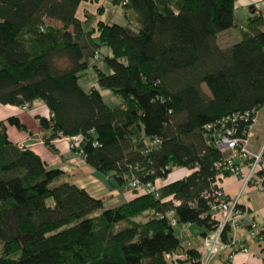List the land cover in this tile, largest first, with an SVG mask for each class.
<instances>
[{"label": "trees", "instance_id": "trees-1", "mask_svg": "<svg viewBox=\"0 0 264 264\" xmlns=\"http://www.w3.org/2000/svg\"><path fill=\"white\" fill-rule=\"evenodd\" d=\"M97 1L0 0V105L41 102L44 143L80 136L83 163L119 186L191 173L157 198L103 209L62 182V170L8 141L6 124L26 130L16 117L0 121V264H199V250L182 248L174 230H212L203 194L231 175L215 168L227 158L214 143L217 123L226 119L239 135L244 114L264 109V24L252 15L222 49L217 36L234 27L235 0H110L127 25L98 21L84 31L78 6ZM97 57L107 72L93 65L96 83L119 99L113 108L98 88L78 84Z\"/></svg>", "mask_w": 264, "mask_h": 264}, {"label": "crops", "instance_id": "crops-1", "mask_svg": "<svg viewBox=\"0 0 264 264\" xmlns=\"http://www.w3.org/2000/svg\"><path fill=\"white\" fill-rule=\"evenodd\" d=\"M106 4H111L110 0L83 2L78 6L75 16L82 22L84 31L95 28L98 21L111 22L110 18L104 16ZM252 15L261 17L264 24V0H235L234 27L217 36L218 46L224 49L238 42L241 39L240 30L245 29V24ZM9 117H16L25 126L26 130L19 131L13 126L6 124L8 141L16 144L19 148L22 147L32 151L41 159L46 167L62 170L64 172V176L61 179L62 182L73 184L85 190L91 197L101 200L103 209L114 208L133 200L138 195L135 191L128 190L127 185H117L113 174L107 176L102 175L90 166L84 164L81 159L68 149V144L64 139L50 141L51 147L46 145L43 140V132L38 126L37 118H48L49 112L41 102H34L30 107L25 108L0 105V121H5ZM261 127V124H258L257 116V124L253 128L255 130L254 142L251 143L248 137V145L254 153H257L264 147V130ZM259 132L262 133L263 137V141L260 143ZM240 163L242 164L243 161ZM261 168L264 169V162ZM190 173L191 170L185 168L174 169L165 180H156L155 184L161 188ZM218 185L224 194L230 198H234L242 188L241 179L234 175H226ZM241 204L247 211L248 221L256 223L262 232L261 234L264 236V192L246 188L242 193ZM246 229V227L240 229L237 232V236L243 241V245L247 248V253L237 252L233 260L228 262L229 251H225L215 258L211 264H264V240L260 242L258 240H248L246 237ZM182 231H187V234L189 231L194 237L198 238V241L194 239V242L190 243L187 240V236L189 235L182 233V240L175 235L179 239L182 248L200 250V239L205 230L188 224L182 225L180 233ZM189 245L191 247H188Z\"/></svg>", "mask_w": 264, "mask_h": 264}, {"label": "built area", "instance_id": "built-area-1", "mask_svg": "<svg viewBox=\"0 0 264 264\" xmlns=\"http://www.w3.org/2000/svg\"><path fill=\"white\" fill-rule=\"evenodd\" d=\"M238 121L241 120L235 116L234 123ZM242 121L249 124L239 132V135L236 128L228 126L226 119H221L217 123L219 127L218 133L214 136V143L217 150L226 154L227 158L215 164V168L216 170L229 171L231 175L240 178L242 188L234 198L224 194L220 187H213L211 191L204 192V200L208 203L213 225L212 230L201 238L199 264H211L225 251H229L228 262L233 260L237 252L247 253L243 241L237 236V232L243 227L247 228L246 237L248 240H258L259 242L264 240L257 224L248 221L247 211L241 204L242 193L246 188L264 192V169L261 168L264 162L262 157L264 147L254 154L247 150L249 134L257 124V113L253 111L252 114H244ZM204 128L211 130L212 128L216 129V126L215 124L206 125ZM64 140L68 144V149L83 162L82 151L78 148L81 137L73 136L64 138ZM247 159L251 160L248 165L240 163ZM128 189L137 194L150 195L155 198L158 197L159 192V187L155 183H140L137 179H132L129 182ZM166 216L171 220L173 212H168ZM170 223L174 225L173 220Z\"/></svg>", "mask_w": 264, "mask_h": 264}, {"label": "rangeland", "instance_id": "rangeland-1", "mask_svg": "<svg viewBox=\"0 0 264 264\" xmlns=\"http://www.w3.org/2000/svg\"><path fill=\"white\" fill-rule=\"evenodd\" d=\"M105 10L106 11L104 12V16L106 18H110L111 23H116V24H119V25H122V26H126L127 25L126 20L122 16V10L120 8L113 7V6H111V4H106ZM111 10H112V13H111ZM130 21H131L130 24L129 23L128 24L130 26H133L134 24L132 22V19ZM49 23L51 25L58 26V24H55L53 22H49ZM101 51H102V53L107 52L106 49H102ZM56 62H57L58 67H60V68H63V67H65L67 65V60L65 58L64 59H60V60H56ZM93 65H97L100 68H103L102 64L100 63V57H97L95 59H90L89 60L88 68L85 70L83 75L78 80V84L84 90H89L91 87L98 88L97 83H96V75H95V72H94V69H93ZM103 69H104V72H107V70L105 68H103ZM202 90H203V93L207 94V92H206L207 90H206L205 87H202ZM99 92H100V94L102 96V100H103L104 104L107 105L108 107L113 108V107L119 105V99L117 97L113 96L112 93L109 90L99 89ZM258 124H261V126H262L261 128L264 130V109H262L259 112V114H258ZM256 130H258V129L256 128ZM254 136H255V130H253L251 132L250 136H249L251 143H253L254 140H255ZM258 136H259V140H260L259 143H260L261 141H263L262 133L259 132ZM247 150L250 153L254 154V152H252L250 150V146L249 145L247 146ZM244 161L245 160H243V162ZM58 183H60L59 180H58ZM130 191H133V190H130ZM181 228H182V225H178V226L175 227V231H174L175 235L180 240H182L181 235L183 233L185 235H189V236H187V240L190 241V243H193L194 239L198 241V238L194 237L189 231H188V234H187V231H182L180 233V229ZM188 247H191V245H189ZM176 258H179V259L181 258L182 259V258H184V256H183V254H179L178 256H176Z\"/></svg>", "mask_w": 264, "mask_h": 264}]
</instances>
